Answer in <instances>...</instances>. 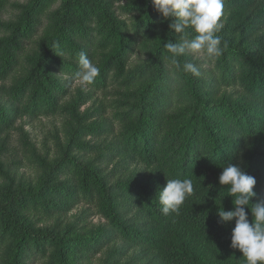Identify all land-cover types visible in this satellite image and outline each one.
<instances>
[{
  "label": "trees",
  "instance_id": "1",
  "mask_svg": "<svg viewBox=\"0 0 264 264\" xmlns=\"http://www.w3.org/2000/svg\"><path fill=\"white\" fill-rule=\"evenodd\" d=\"M8 1L0 0V78L9 80L0 86L8 97L0 104V136L24 116L63 115L68 128L51 158L40 157L23 125L17 127L28 144L27 163L43 176L34 189L0 188V264L38 258L80 264L104 243L103 236L85 234L81 220L91 208L106 220L102 234L119 243L104 264H245L230 246L235 219L218 222V210L234 207L218 177L221 166L238 165L256 178L252 202L264 201V0H223L219 56L169 53L165 44L180 42L181 34L151 0H120L124 18L108 0H60L39 33L40 14L52 0L17 4L20 12L3 18ZM196 35L188 28L184 38ZM68 51L70 59L63 55ZM81 52L100 72L91 84L73 87ZM185 63L200 74L184 70ZM93 89L101 96L93 98ZM115 157L142 164L145 176L109 181L97 163ZM167 178L193 182L179 215L161 212ZM82 201L88 208L56 227L38 226L25 213H38L39 220L67 215Z\"/></svg>",
  "mask_w": 264,
  "mask_h": 264
},
{
  "label": "clouds",
  "instance_id": "2",
  "mask_svg": "<svg viewBox=\"0 0 264 264\" xmlns=\"http://www.w3.org/2000/svg\"><path fill=\"white\" fill-rule=\"evenodd\" d=\"M154 9L170 21L169 29L181 34L180 42L168 41L165 44L169 53L183 55L186 50L200 52L206 50L210 56L221 54V38L216 35L223 27L220 19L223 14V0H151ZM192 28L197 34L193 39L184 38L186 29ZM56 53V52H55ZM61 57L59 53H56ZM80 71L77 76L82 84H91L99 75L100 69L85 52L79 54ZM184 70L199 75V69L192 63H185ZM218 180L221 186L228 187L234 207L231 210H218L219 223L226 224L235 219L231 232V248L238 249L245 264H264V201L253 203L257 195L254 191L256 178L247 174L241 167L228 162L221 166ZM191 179H168L159 190V203L164 215H179L181 206L193 195ZM252 204L249 207V204ZM244 206L251 210L252 220Z\"/></svg>",
  "mask_w": 264,
  "mask_h": 264
},
{
  "label": "rangeland",
  "instance_id": "3",
  "mask_svg": "<svg viewBox=\"0 0 264 264\" xmlns=\"http://www.w3.org/2000/svg\"><path fill=\"white\" fill-rule=\"evenodd\" d=\"M28 0H9L6 4V7L1 10L3 18H9L13 17L16 13L20 12L19 6L17 4H25ZM110 4V10H113L114 13L118 17H127L126 13L122 11L121 5L124 3V1L120 0H108ZM60 5V0H52L51 3L48 6V9L41 13L40 16L42 18V23L36 26V32L39 33L47 19H46V12L56 9ZM46 19V20H45ZM259 34L264 37V30L262 29ZM259 35V36H260ZM137 48V47H136ZM138 49V48H137ZM140 52L133 55L132 59L137 58L138 54ZM70 52L64 53V57L66 59H70L69 57ZM197 57H203L202 53L198 54ZM21 62H23L21 60ZM137 62H133L135 64ZM132 64V65H133ZM61 73V72H60ZM63 77L68 76L67 74H61ZM9 80H3L0 78V86L3 85V83H7ZM80 83V79L74 80V83L72 84L73 87L78 85ZM92 89V88H91ZM86 90H90V88H86ZM94 90V89H93ZM101 92L98 90H94V96L99 97ZM93 98L88 102L87 105L91 104L93 102ZM8 97L0 90V104L7 102ZM9 104V103H8ZM66 117L63 115H54V116H40V117H19L16 120V125H23L24 129L29 134V145L32 147L35 152L40 157L50 156L51 158H54L57 154H59L60 146L58 141L64 142L66 139V131L68 128L67 120H65ZM11 129L9 132L3 131L0 136V188L3 192L7 193L10 188L17 190L18 188H36L39 180L43 176V172H41L40 168L33 164L27 163L25 156L27 155V151L25 148H28V144L26 147L24 146V137L20 134L18 131V128ZM86 138H90V136H87ZM93 138L92 141L96 142L99 138L97 136L91 137ZM108 145H112L109 144ZM4 146V147H3ZM4 148V149H3ZM30 148V149H32ZM91 155V156H88ZM96 155V152L93 154H87V156L84 155H78L82 160H85L87 158H91ZM98 166H100V169L104 174L107 175V178L111 182H117L118 180L125 179L126 177L132 176L133 178H141L143 175L145 176L144 167L140 163H136L133 160H130L126 157H115V159H101L99 160V163H97ZM62 176V175H61ZM63 177V176H62ZM63 179V178H60ZM17 188V189H16ZM88 205L82 201L79 204H74L73 208L67 213L65 211H61L60 215L51 216L49 218L43 217L41 220H39L38 216L40 214H35L34 212H30L29 210H25L26 215H30L31 218H34L35 221H37L38 226H45L48 225L50 227H56L57 222L60 220H72L75 219L77 215L80 214V212ZM95 209L91 208L86 211L85 217H82L81 223L85 224L84 227L87 231L86 233L81 230L82 233L89 234L94 233L98 236H103L100 240L104 243L101 244V249L97 251L96 253L92 254L88 258H84L83 260L79 261L80 264H104L109 258V248L115 247L119 248L116 240L111 239L110 241L107 240V235L102 234V225L106 223V220L101 217L100 214H98ZM65 228V226L63 227ZM92 247L98 248L97 245H92ZM30 249L31 253L33 250ZM134 251H132L129 254H133ZM128 256V255H127ZM126 255H123V258H121L122 261H125L127 259ZM31 263H33V256L29 259ZM41 258H38L35 261V264H40ZM122 264V263H119Z\"/></svg>",
  "mask_w": 264,
  "mask_h": 264
}]
</instances>
